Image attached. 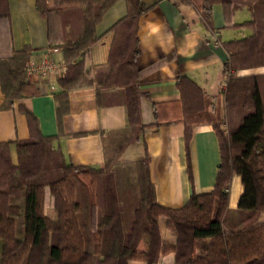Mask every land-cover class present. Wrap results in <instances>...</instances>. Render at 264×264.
Instances as JSON below:
<instances>
[{"label":"trees","instance_id":"obj_1","mask_svg":"<svg viewBox=\"0 0 264 264\" xmlns=\"http://www.w3.org/2000/svg\"><path fill=\"white\" fill-rule=\"evenodd\" d=\"M114 1L94 0L62 8H50L46 0L35 1L37 11L47 20L51 42L56 28L51 26L50 16L59 14V45L66 61L59 83L64 88L83 85L80 79H84V53L97 38L96 23ZM125 1L127 14L113 26L110 55L113 74L121 79L110 83L111 74L106 76L108 83L102 85L127 87L129 127L115 142L114 152L105 151L103 168L74 165L53 146V136L41 134L35 116L21 108L27 118L29 138L0 141V264H152L169 252L174 254V264H264V222L254 224L257 215L264 212V74L234 79L251 83V107L244 108L245 95L237 94L234 106L224 109L222 117L209 96L187 77H180L177 83L179 100L155 105V121L150 125L182 123L187 144L196 125L209 123L219 153L211 190L193 192L178 208L159 204L149 176V157L131 162H119L118 157L149 125L142 123V95L137 82L143 73L172 59L174 54L143 68L136 66L138 19L151 7L144 6L141 0ZM175 3L193 7L204 28L210 31L213 3L229 5L232 11L246 8L249 18L231 26L244 27L249 34L220 41L227 54L222 71L226 77L228 71L264 66V0ZM65 13L69 15L64 18ZM0 19L8 20L9 14L5 11ZM30 54L31 50L24 47L0 57L4 94L0 109L11 108L15 99L37 92L25 75ZM64 96L62 92L55 97L62 100ZM62 106H57L58 116ZM11 143L16 145L18 160L29 158L33 171L24 172L20 162L12 163ZM126 172L128 182L124 179ZM232 174L239 177L241 192L235 208L229 209ZM47 204L55 210V218L45 213ZM160 217L175 236L174 242L162 241Z\"/></svg>","mask_w":264,"mask_h":264},{"label":"crops","instance_id":"obj_2","mask_svg":"<svg viewBox=\"0 0 264 264\" xmlns=\"http://www.w3.org/2000/svg\"><path fill=\"white\" fill-rule=\"evenodd\" d=\"M35 1L0 0V15L5 11L9 14L8 20L0 19V57L28 47L31 50L28 61L49 57L61 66L62 76L51 75L48 79L31 82V87L37 91L35 94L15 99L11 108L0 109V141L29 138L27 118L21 110L26 108L35 116L41 134L54 137L53 146L61 150L67 161L74 165L103 168L105 151L113 153L115 142L123 138L124 130L129 127L127 87L102 85L108 83L106 76L114 72V65H110L113 26L127 14L126 1L115 0L96 23L94 33L97 38L83 56L84 79H80L83 85L71 88H64L59 83L66 69L60 40L57 35L53 42L49 40L47 20L37 11ZM92 1L46 0V4L50 8H62ZM141 2L151 8L138 19L136 66L146 67L169 54L174 57L143 73L137 82L142 95V123L149 125L140 131L138 140L123 148L118 161L131 162L147 155L156 201L178 208L193 192L211 190L219 161L218 142L209 123L196 125L187 144L182 123L150 125L155 121V105L179 100L181 93L177 83L180 77H187L209 96L220 117L224 109L234 106L235 96L240 93L245 95L244 108H250L251 83L234 79L264 74V66L235 71L227 78L222 71L227 54L220 41L237 39L249 33L244 27L231 26L249 18L246 8L232 11L229 5L213 3V31H210L204 28L195 9L189 5H178L175 0ZM49 48L59 50L53 52ZM120 79L121 76L113 74L109 81L115 84ZM62 92H65L64 98L57 100L55 96ZM3 102L0 86V106ZM61 103L64 109L58 116L57 106L61 107ZM9 150L12 161H17L14 143L10 144ZM240 192L239 177L232 174L227 199L229 209L235 208ZM263 222L264 212H260L254 224ZM158 227L162 241H175L163 217L159 218ZM165 256L174 263L173 252ZM130 264L143 262L131 261Z\"/></svg>","mask_w":264,"mask_h":264},{"label":"built area","instance_id":"obj_3","mask_svg":"<svg viewBox=\"0 0 264 264\" xmlns=\"http://www.w3.org/2000/svg\"><path fill=\"white\" fill-rule=\"evenodd\" d=\"M58 48H49V51H58ZM64 69V66H63ZM62 69L58 63L49 57H42L38 61L30 60L25 65L26 80L36 82L48 79L51 75L62 76ZM152 264H174L165 255H160L158 260Z\"/></svg>","mask_w":264,"mask_h":264},{"label":"rangeland","instance_id":"obj_4","mask_svg":"<svg viewBox=\"0 0 264 264\" xmlns=\"http://www.w3.org/2000/svg\"><path fill=\"white\" fill-rule=\"evenodd\" d=\"M58 15V13H52V15L50 16V22H51V26L53 27V28H56V35L59 37V40H60V35H61V32L59 31L60 30V26H59V22H58V20H59V17L57 16ZM69 15V13H65V16H63L64 18L66 17V16H68ZM59 28V30H57ZM249 34V33H248ZM247 34V35H248ZM55 35V34H54ZM246 36V35H245ZM260 67V66H259ZM242 70V69H241ZM239 71V70H238ZM233 73V71H228V73H227V76H226V78L227 77H229L231 74ZM29 159V158H28ZM28 159H26L27 161H23V162H20V160H17V161H15V162H13L12 161V163L14 164V165H18L19 164V162H20V164L22 165V168H23V171L24 172H27L28 171V173L30 172V171H33V168H32V165H33V163H29V160ZM38 163H39V161H37ZM36 165V164H35ZM36 168H38V165L36 166ZM127 173V172H126ZM127 182L129 181V177H128V173H127V176H126V178H124ZM122 182V181H121ZM121 187H125V186H121ZM45 213L47 214V216H49V217H52V218H55L56 217V212H55V210L53 209V207L51 206V205H46L45 206ZM166 255V254H165Z\"/></svg>","mask_w":264,"mask_h":264}]
</instances>
